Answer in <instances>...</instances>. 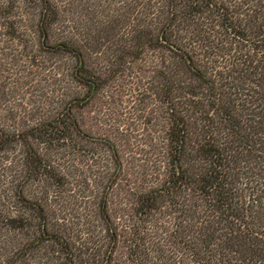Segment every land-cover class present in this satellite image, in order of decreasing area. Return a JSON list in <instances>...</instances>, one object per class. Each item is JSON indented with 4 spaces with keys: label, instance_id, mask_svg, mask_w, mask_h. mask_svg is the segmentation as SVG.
Here are the masks:
<instances>
[{
    "label": "trees",
    "instance_id": "trees-1",
    "mask_svg": "<svg viewBox=\"0 0 264 264\" xmlns=\"http://www.w3.org/2000/svg\"><path fill=\"white\" fill-rule=\"evenodd\" d=\"M23 1L39 7L42 46L71 55L73 78L90 85L91 93L98 89L80 74L85 62L77 45L50 41L58 19L51 0ZM165 7L157 37L144 38V44L154 40L173 52L192 82L176 83L179 96L166 100V178L136 195V212L146 218L123 232L110 220L103 198L105 241L76 248L39 200L15 190L8 153L17 143L25 150L24 178H54L36 145L71 141L78 134L71 97L32 126L8 131L0 125V264H114L121 237L131 264H264V0H166ZM7 10L0 5V15ZM16 33L10 22L2 35ZM164 197L171 201L172 237L182 250L156 258L150 247L154 225L147 219Z\"/></svg>",
    "mask_w": 264,
    "mask_h": 264
},
{
    "label": "rangeland",
    "instance_id": "rangeland-1",
    "mask_svg": "<svg viewBox=\"0 0 264 264\" xmlns=\"http://www.w3.org/2000/svg\"><path fill=\"white\" fill-rule=\"evenodd\" d=\"M51 2L58 19L50 41L77 45L85 62L80 74L99 87L91 93L90 85L73 78L76 61L71 55L42 46L37 4L0 0L9 9L0 15V125L8 131L32 126L76 98L72 106L78 134L71 141L36 145L55 174L52 180L24 178L20 143L8 155L15 190L39 200L72 246L95 247L107 235L99 212L103 198L110 220L123 232L146 218L136 212V195L159 187L166 178V100L179 96L176 83L187 87L192 77L173 52L154 40L144 44V38L157 37L165 21L166 0ZM10 22L16 37L2 35ZM18 194L14 202L19 208ZM170 202L161 198L159 209L147 219L154 225L150 247L156 258L180 249L172 237L175 213ZM22 238L18 232L17 243ZM122 240L114 264H131Z\"/></svg>",
    "mask_w": 264,
    "mask_h": 264
}]
</instances>
